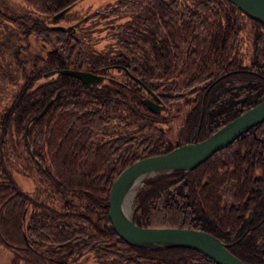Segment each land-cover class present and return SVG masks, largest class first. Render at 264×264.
Instances as JSON below:
<instances>
[{
  "label": "trees",
  "instance_id": "1",
  "mask_svg": "<svg viewBox=\"0 0 264 264\" xmlns=\"http://www.w3.org/2000/svg\"><path fill=\"white\" fill-rule=\"evenodd\" d=\"M20 1L25 15L15 17L6 13L4 16L18 18L17 22L24 27H33L38 40L51 43L52 48L44 56L35 55L38 63H46V68L78 66L109 70L114 75L112 68L98 65L101 51L97 53L94 48V24L106 20L105 24L111 25L105 29L112 30L117 44L104 55L105 61L125 66L161 98L167 105L165 109L189 105L181 118L180 130L186 133L184 141L162 146L165 142L151 131L143 139L137 138L136 146L143 144V150L128 162L204 138L234 115L264 99V28L227 0H192V4L180 0H114L90 12L73 30L55 29L42 19L77 0ZM70 14L69 9L59 18L64 17L67 22ZM119 15L127 20L116 21ZM40 71L24 72L21 92L26 88L30 91L26 89L19 107L17 103L23 95L13 96L9 106L2 108L0 146L14 135V144L18 143L27 158L34 161L48 185L55 183L57 194L53 205L46 203L43 193L32 195L33 192L21 190L0 160V244L10 251V264H84V259L76 258L89 252L93 253L95 264H216L188 247L148 248L128 244L115 234L108 221L109 184L127 160L121 159L107 178L102 173L96 176L92 173L101 169L102 162L110 157L118 161L115 158L122 149L120 138L126 136L127 141L133 138L130 136L133 122L142 120L141 126L153 129L151 123L159 114L140 103L137 92L140 86L116 85L118 88L114 90L116 86L110 83L87 87L67 74L41 77ZM87 97L91 99L86 103L89 100L96 103L97 113L83 110L87 107L84 104ZM48 98L52 100L43 114L28 121ZM222 105L227 110H219ZM109 114H114L110 127L97 128L103 124L100 118L109 119ZM116 116L119 125L114 120ZM26 121L29 151L22 136ZM78 121L81 123L77 126ZM9 122L14 132L9 129ZM58 128L61 135L57 134ZM111 130L117 135L110 136L106 143L95 144L91 139ZM70 132H83V149L78 155L81 161L90 163L91 173L86 164L82 166L84 170L78 163L74 164V156L68 158V164L63 161L67 139H73L69 138ZM135 132L138 134L139 128ZM87 136L90 141L85 140ZM90 142L94 148H87ZM95 164L96 169L91 168ZM91 178L96 180L95 188L89 183ZM145 182L146 188L138 193L131 215L135 224L202 229L226 243L227 249L240 259L264 263V120L191 169L157 174ZM72 192L76 195H71ZM26 205L48 209L50 213L43 215L41 223L33 219L34 223L23 229ZM151 206L153 209L162 206L164 219L151 217ZM66 208L75 211L76 223L61 219L71 216ZM32 217L31 210L27 218L32 220ZM31 238L36 240L35 247Z\"/></svg>",
  "mask_w": 264,
  "mask_h": 264
},
{
  "label": "rangeland",
  "instance_id": "2",
  "mask_svg": "<svg viewBox=\"0 0 264 264\" xmlns=\"http://www.w3.org/2000/svg\"><path fill=\"white\" fill-rule=\"evenodd\" d=\"M113 1L114 0H77L70 7V12L72 13V14H70V17L72 19H69V21L66 22L64 20V17H62L55 24L67 27L68 25H72V23H74L76 21V18H74V17H81V13H83V11L86 8H88L90 12L92 11V13H94V12H96V10L98 11L101 9L98 7H100L102 3H110ZM179 2L180 3H189V4L193 3L192 0H180ZM24 10L25 9L23 8V5H22L20 0H0V112H1L3 107L9 106V103L11 101V98L13 99V96L18 97V96L23 95L18 100L19 103H17V105L19 107L20 102L23 99L24 94L26 93V89H27V88L25 90L23 89V91L21 92V89H22L21 85L23 83V77L22 76H24L25 71L33 70V69H37V70L40 69L41 70L40 71L41 77H43L42 74L49 69V68L45 67L46 63H44V62L38 63L39 58L36 57L35 55L44 56L45 51L52 48V45H51V43L44 44L43 42L38 40V38H36L33 35V27L26 28L23 25H21L19 22H17L18 18H15L16 15H18V14L25 15L26 11H24ZM6 13L7 14L10 13L9 14L10 16L14 15L15 17H13V18L5 17L4 15H6ZM124 15H119L116 18V21H118V20L121 22L126 21L127 18ZM51 18H52V16L49 15V16L43 18L42 22L47 23L48 25H50V27H52L53 26L52 24L54 22L51 20ZM72 21H74V22H72ZM104 21L106 22V20H104ZM105 22L103 23V21H102L101 23L94 24L95 29H96L94 48H96L97 53L99 51H101V53L98 54V56H99L98 59L100 62H97V63L99 66H101V65L103 66L106 64H112L108 60L105 61L106 57H104V55H106L107 52L109 53V51H111V49L113 47H115L117 44L116 40H114L115 38L112 37L114 35L113 32H111L112 30L111 29H107V30L105 29L107 27L109 28V26L111 24H105ZM136 55L139 56V52H137ZM12 57H14L15 61L13 60ZM80 59H83V58L81 57ZM154 60H155V58H154ZM56 68H63V67H56ZM111 71L114 73L115 76L118 75V73L115 72L116 71L115 69H111ZM40 80H41V78L38 79V82ZM117 88L118 87L116 86L113 89L115 90ZM73 90H74V88H73ZM27 91H30V88H28ZM75 94L76 93L74 92L73 95H75ZM73 95H71L70 97H72ZM80 96L84 97V95H80ZM236 97L239 98V94H237ZM88 98L91 99L90 97L84 98V101H85L84 104L87 107L83 108V110L88 111L91 109L93 112L97 113L98 107L95 105L96 103L91 101V100H89L86 103ZM238 98H236V99H238ZM217 99H220V97L218 96ZM73 100L75 101L78 99H73ZM162 104H163L164 108L157 112L159 114L158 118L157 119L155 118L156 120H154L151 123L153 129L141 126V125H143L141 123H144L142 120H140V122L139 121L133 122L132 123V135H130L133 138H131L129 141H127L128 137H126V136L123 137L122 139L120 138V141H121L120 147L122 149L118 151V155L116 156L117 158H115V160L117 159L118 161L114 162L113 159L110 157L111 160H110V158L108 159V161L104 160L102 162L103 163L102 168L97 170V172L94 171V173H92V174H95V176H96V175L102 173L103 176H105L107 178L108 175L110 174L111 170L112 169L115 170V166L119 165L123 159L126 158V160H127L126 163H128V161H129L128 159H132L134 154L138 153L140 150H143V147H144L143 144L142 145L138 144V146H136L137 138H139L141 140L146 136V134H150L151 131H153L154 134H158L160 136L161 140L165 142V145L162 144V146L173 145V144L177 143V141L178 142L184 141V139L186 137V135H185L186 133L180 130L182 125H183V123H181V118H182V115L184 113V110L186 108H188L189 105L184 104V105H181L179 108L172 106V107H169L168 109H165L167 105L164 102ZM227 108H228L227 106L222 105L219 108V110H227ZM67 109L70 110V108H67ZM98 118H100V117L98 116ZM108 118L109 119H107L106 117L100 118V119H102L101 121L103 124L97 128L101 129V127H102L104 129V127H107V128L110 127V124L113 122V118L112 117H108ZM206 119H207V117L205 116L204 121H206ZM114 120H115L116 124L119 125V123L117 121V116ZM79 123H81V122L78 121L76 123V125L78 126ZM133 124H135V125H133ZM77 126L75 128H77ZM138 128H139V133L137 134L135 131ZM9 129L12 132H14V128L12 126V123H10V122H9ZM125 130H126V132H129L128 128H125ZM114 133L115 132H113V130H111L110 133H107L108 135L107 134L98 135L99 134L98 133L97 135L91 136L92 137L91 139L93 140V142L95 144H99V143L101 144L104 142L106 143L108 140H111L110 136L117 135V133L116 134H114ZM57 134H59V135L62 134L61 129H59ZM15 138L16 137H14V135H12L10 140H6V144L3 143V145L0 146V160L3 164V166L9 172V175H10L11 179L13 180V182L21 190L26 191L28 193L33 192L32 195L35 192L43 193L46 196V198H45L46 203L54 205V196H55V194H57V191H56L57 186L55 185V183L53 181L51 182L52 185H50V183L48 185V181L46 180V178L37 171L36 165L33 163L34 161L31 162V160L29 158H27L26 153L24 151H21V148L18 146V143L14 144ZM69 138H73V139H67V149H66L67 155L65 154V152H63V154H62V156H64L63 161H65V163L68 164V163H70L68 161V158L70 157L72 159L71 156H74V157H76V159H75L76 161L72 160L74 164L78 163V165L83 170H84V168L82 166L84 164H86V168L90 169V167H89L90 163H88V161L87 162L81 161V159H82L81 155H78L81 152V150L83 149V145H82L84 142V141H82L84 139L83 132H76V133L70 132ZM88 139L90 141L89 136H87V138L85 140H88ZM125 139L127 142L124 141ZM90 147L94 148V146L92 145L91 142L87 148H90ZM126 163H124L122 165V167ZM91 168L96 169V164L94 166L91 165ZM91 172L92 171L90 169V173ZM79 175L80 174H76L75 176H79ZM152 176H154V175H152ZM152 176H148V177L142 179L140 182V185L138 187H136V191L132 195V198L130 200L131 203L129 204V208H130L129 209V215H130V217H132L131 215L133 214V211L136 207V204L138 201L137 200L138 193L141 190H144L146 188V182L145 181L147 179L151 178ZM83 180H85V179H83ZM89 183L93 188L96 187V180L95 179L91 178ZM262 193H264V192H262ZM71 195H76V192H72ZM154 201L158 203V199L157 200L154 199ZM73 203L79 204V202H74V201H73ZM81 206L82 205H80V207ZM155 207L156 208L153 209L151 206V208L149 210V215L153 218L158 219V220H161L160 218L164 219L166 214H165V212H163L162 206L161 207L155 206ZM55 208H57V206H55ZM160 209H162V210H160ZM31 210L33 212L32 220L27 218V214ZM66 210H67V208H66ZM45 213H50V211L48 209H41L38 206L26 205L25 210L22 214V216H23L22 222H21L22 228L24 229V227L27 224H33L34 223L33 219L35 222L37 221V223H41L40 221L42 219H44L43 215H45ZM74 213H75V211H71V210L68 211L67 210V214H69L71 216H64V217H61V219L64 220L65 222H69L70 224L76 223L77 221L74 219ZM172 213L174 214L173 211H172ZM169 216L171 217V215H169ZM203 218L205 219L204 216H203ZM156 225H147V226H156ZM163 226H165V225H163ZM34 241H36L35 238H31L30 242L33 245V247L36 246ZM36 248H38V247H36ZM92 254L93 253L89 252L85 255H81V256L77 257L76 259H84L83 260L84 264H95V259L92 256ZM11 258H12V256L10 254V251H8V249H6L2 244H0V264H10ZM17 263L21 264L22 262H17Z\"/></svg>",
  "mask_w": 264,
  "mask_h": 264
},
{
  "label": "water",
  "instance_id": "3",
  "mask_svg": "<svg viewBox=\"0 0 264 264\" xmlns=\"http://www.w3.org/2000/svg\"><path fill=\"white\" fill-rule=\"evenodd\" d=\"M227 1L246 16L259 21L264 28V0ZM67 8L64 7L57 11L52 17H56ZM52 27L60 30L67 28L57 24ZM53 72L69 74L85 84L98 82L102 77L100 74L77 68L48 69L42 76L46 77ZM149 92L154 99H158L152 91ZM51 100V98H48L38 112L29 117L28 121L38 118ZM142 102L146 108L152 111H157L162 107L160 103H155L149 98L142 99ZM262 120H264V99L234 115L204 138L183 142L164 152L141 156L128 162L113 177L107 193L106 214L115 234L126 243L139 247L182 246L192 248L207 256L216 264H264L240 259L229 251L226 244L218 237L202 229L181 226L137 225L123 208L126 193L137 181L141 182L142 179L148 176L169 173L176 169L184 171L191 169L215 150L225 146L238 134ZM28 121L24 125L22 136L25 147L29 151V144L25 136V127Z\"/></svg>",
  "mask_w": 264,
  "mask_h": 264
},
{
  "label": "flooded vegetation",
  "instance_id": "4",
  "mask_svg": "<svg viewBox=\"0 0 264 264\" xmlns=\"http://www.w3.org/2000/svg\"><path fill=\"white\" fill-rule=\"evenodd\" d=\"M106 4L105 3H102L101 4V6L100 7H98V8H101V7H104ZM68 8L66 9V11L65 12H63V13H61V14H59V15H57L56 17H54V19H53V22L54 23H56L57 21H59L60 20V18L59 17H61L64 13H66L67 11H69V9H70V7L71 6H67ZM95 11V10H94ZM97 11V10H96ZM92 12V11H91ZM90 15V11H89V9L88 8H86L84 11H83V13H81V17H74V18H76V21L74 22V21H72V22H74V23H72V25L71 26H67V28L66 29H64V30H73L74 29V27L76 26V25H79L80 23H82L84 20H86L87 18H88V16ZM72 19V18H71ZM67 21H69V20H67ZM63 68H77V69H83V70H87V69H84V68H81V67H78V66H74V67H63ZM104 69H109V68H112V69H115L116 71V73H118V75L117 76H114V75H111L110 74V71L109 70H100V71H96V70H94V69H91V70H87V71H90V72H93V73H96V74H100L102 77H101V79L98 81V82H91V83H89V84H85V83H83V82H81L78 78V80H79V84H84V85H86L87 87H89V86H91V85H93V84H97V85H102V84H107V85H109L110 83H113L115 86L116 85H119V86H131L132 85V83H136V85H138V86H140V90L139 89H137V92L140 94V96H139V101H140V103L146 108V106H145V104L142 102V99H145V98H149V99H151V100H153L155 103H160L161 105H162V107L161 108H159L157 111H152V110H150L151 112H155V113H157L158 111H160V110H162L163 108H164V106H163V102H162V100H161V98L154 92V91H152L151 89H149L148 88V86L140 79V78H138L137 76H134L125 66H123L122 64H106L104 67H103ZM49 69H56V67H53V68H49ZM53 73H57V72H53ZM57 74H66V73H57ZM51 75V74H50ZM67 75H69V74H67ZM69 76H71V75H69ZM72 77H74V76H72ZM76 78V77H75ZM152 91V93L154 94V95H156L157 96V98L158 99H154V97H153V95L148 91ZM107 94V93H106ZM51 102V101H50ZM50 104V103H49ZM48 104V105H49ZM47 105V106H48ZM46 106V107H47ZM46 109V108H45ZM146 109H148V108H146ZM149 110V109H148ZM43 114V113H42ZM110 115V117L112 116V115H114V114H109ZM37 119V118H36ZM37 163V165L39 164V162H36ZM39 166H40V164H39ZM226 244V243H225ZM227 245V244H226Z\"/></svg>",
  "mask_w": 264,
  "mask_h": 264
},
{
  "label": "bare ground",
  "instance_id": "5",
  "mask_svg": "<svg viewBox=\"0 0 264 264\" xmlns=\"http://www.w3.org/2000/svg\"><path fill=\"white\" fill-rule=\"evenodd\" d=\"M140 185V182H136L126 193V196L124 198V203H123V208L124 211L129 213V204L131 203L130 200L132 198L133 193L136 191V187H138Z\"/></svg>",
  "mask_w": 264,
  "mask_h": 264
}]
</instances>
